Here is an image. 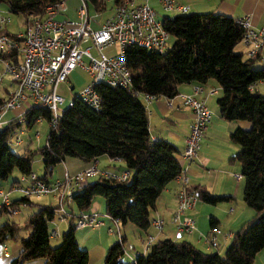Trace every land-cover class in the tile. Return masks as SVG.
Wrapping results in <instances>:
<instances>
[{
  "label": "trees",
  "instance_id": "16d2710c",
  "mask_svg": "<svg viewBox=\"0 0 264 264\" xmlns=\"http://www.w3.org/2000/svg\"><path fill=\"white\" fill-rule=\"evenodd\" d=\"M60 1L0 0L6 3L10 13L25 18L24 28L31 21L42 19L46 9ZM88 2L97 13L107 9L105 0H86ZM162 24L173 40L171 46L164 53L127 46L125 58L132 73L131 86L97 85L96 91L101 97L99 109L88 106L75 95L56 125L51 124L52 116L47 108L36 106L8 122L0 133V181L7 180L15 169L22 176L35 174L36 154L40 155L44 170L43 175L37 176L47 183L54 168L67 158L84 163H94L101 156L120 159L130 175L128 179L120 181L115 177L98 176L94 182L89 180L74 191L72 204L79 212H85L94 199L101 196L105 214L118 220L121 228L133 224L147 231L158 198L183 169L178 159L179 149L173 143L153 140L143 99H173L182 84L214 80L221 91L216 101L221 118L251 125L247 130L237 128L229 139L240 147L230 162L241 165L243 201L255 212L254 217L232 235L223 254L205 252L187 241L163 239L153 243L145 254L139 253L134 260L126 261L127 239L121 234L106 251L103 264H254L264 249V95L256 90L257 84L264 82V66H257L255 58H244L245 52L235 51L245 30L234 18L214 12H188L164 16ZM0 33L11 35L6 28ZM3 58L18 60L16 55H3ZM252 85L254 90H251ZM42 120L50 124L46 144L36 151L27 148L22 155L14 152L9 140L15 131L23 124L31 129ZM189 190L209 205L227 200V197L210 193L204 185L192 186ZM21 206L37 208L25 226L8 219L0 225V245L9 239L20 243V250L10 264L42 258L46 264H89L88 251L81 248L76 239L75 215L67 218L68 230L62 234L60 244L53 247L50 224L56 219L60 206L35 205L32 198L21 196L9 207L15 211ZM10 209L4 206L2 216L11 215ZM210 223L211 228H217V219L211 218ZM22 228L30 230L28 236L20 235Z\"/></svg>",
  "mask_w": 264,
  "mask_h": 264
},
{
  "label": "built area",
  "instance_id": "2783aa9c",
  "mask_svg": "<svg viewBox=\"0 0 264 264\" xmlns=\"http://www.w3.org/2000/svg\"><path fill=\"white\" fill-rule=\"evenodd\" d=\"M150 1L119 0L118 3L115 2L112 16L98 28H94L86 0H80L77 22L59 19L62 12L67 10L68 2L61 0L58 4L48 7L42 19L31 21L15 36L0 33V62L3 65L0 84L3 83L5 76H10L14 86L11 91L9 89L6 91L5 97L0 96V133L8 123L4 121V115L10 110L21 109L24 105L26 106L19 117L23 116L26 109L31 106L47 108L52 116L51 124L56 125L61 116L59 106L65 103L57 94V89L61 84L67 83L69 76L78 67L84 70L90 80L81 90L79 97L92 108L99 109L101 106V97L96 91L97 85L130 87L132 73L125 58L126 47L133 45L150 52L164 53L169 46L170 35L163 27L162 21L157 18ZM157 1L164 11H176L179 14L189 12V7L177 4L176 0ZM4 20L1 21L0 31L3 29ZM240 22L245 30L241 44L246 48V56L257 59L258 63L264 66V26L254 28L248 18ZM3 55H16L18 60H6ZM254 89L255 86L252 85L251 90ZM211 93H217V89H212ZM144 99L150 102L155 97H144ZM182 104L193 113V122L182 153V158L192 163L198 157L200 141L211 119V112L203 100L193 96H182ZM36 137L38 138L39 135L36 134ZM11 139L12 136L9 144ZM16 145H20V141H17ZM98 176L115 177L124 181L130 175L124 172L115 176L101 171L96 163H92L76 175L66 174L63 180L53 183L40 180L34 173L23 176L19 183L14 184L12 190L27 198L53 194L59 196L61 204L66 202L70 205L74 191ZM232 176L236 180L242 179L241 174H232ZM177 179H180L183 186L178 192L177 207L172 215V221L177 225L179 233H188L196 229V224L185 213L194 209L198 197L187 187L188 180L183 175V171ZM0 198L2 199L1 218L2 208L5 206L10 209L11 202L8 194L1 190ZM10 211L16 213L11 209ZM72 216L74 215L66 213L63 209L62 218L67 219ZM74 219L77 229H95L103 225L99 214L95 212L80 211ZM112 221L116 228H110L108 232L110 234L116 232L120 238V222L114 219ZM164 224V220L159 218L152 223V226L157 231H162ZM218 236H223L225 239L232 238L231 233H223L219 228H213L205 237V241L210 244L216 243ZM50 237L56 238L59 234L53 230L50 231ZM153 240L150 236L146 241V252L153 244Z\"/></svg>",
  "mask_w": 264,
  "mask_h": 264
},
{
  "label": "crops",
  "instance_id": "0c3cea01",
  "mask_svg": "<svg viewBox=\"0 0 264 264\" xmlns=\"http://www.w3.org/2000/svg\"><path fill=\"white\" fill-rule=\"evenodd\" d=\"M135 1L138 2V0ZM176 3L189 7V13L214 12L238 21L248 18L254 28L264 26V0H176ZM150 4L156 12L157 18L162 21L164 16L158 17L159 11L161 10L162 13L167 11L163 10L157 0H151ZM171 12H175V16L179 14L176 11ZM2 19L4 18H0V27ZM91 24L94 28H98L102 23H95L93 20ZM3 26L6 28L5 25ZM212 89H217V93L212 94ZM2 90L3 95L0 96L4 97V93L6 94V91H8V87L3 86ZM256 90L264 95V82L258 83ZM219 93L220 89L216 82L210 80L207 83L193 82L180 85L178 87V94L173 99L158 97L150 102L143 99L148 113L151 136L157 140H167L179 149L178 159L183 169V175L189 180L190 187L204 185L212 194L227 197V200H222L217 205H209L198 199L194 209L185 213L186 216L191 217L195 221L196 229L188 233H179L177 225L172 221V215L177 206V194L183 184L180 179L172 181L162 192L156 202L155 208L150 214L152 223L159 218L165 221L162 231H157L152 224L147 231L133 229V232L138 235V241L128 242L129 249L126 252V261L134 260L137 253H146L145 244L150 236L154 239L153 243L163 239L187 241L205 252L224 253L231 239L218 236L216 243L210 244L205 241V237L213 230L210 219L215 218L218 220L216 227L223 233L234 235L242 229L246 222L254 217L255 212L243 201V180H236L232 176V174H241V165L230 162V158L240 150V147L229 139L230 134L237 128L247 130L251 125L245 121L229 122L221 118L216 102L217 98L213 97L215 95L219 97ZM182 96H193L199 100H203L209 107L212 115L211 121L205 131V137L202 141L198 158L192 163H188L182 158L186 145L185 141L189 135L190 125L193 121L192 112L182 104ZM23 108L25 107L22 106L21 109L8 111L4 116V121L10 122L13 118H18ZM9 115H12V117L7 118ZM27 148L31 150L30 146H26L24 151ZM95 162L98 169H102L101 171L112 175L119 176L126 171L125 164L120 159L110 160L108 157H99ZM91 164L84 163L78 159L67 158L57 165L59 170L58 177L55 179L48 178V181L49 183H53L57 180H63L66 174L74 176L88 168ZM35 174L37 173L35 172ZM37 175L40 176L39 174ZM22 177L20 173H17L11 184L6 186V189L0 185V190L8 194L10 202L19 198L16 196L17 193L15 194L12 190V187L15 184L14 182L20 181ZM12 194H15V196L12 197ZM57 197L59 198V196H53L55 199H58ZM1 200L0 198V203ZM101 203L102 201L96 200L94 205L92 204L91 210L86 211L95 212L99 216L101 215L100 213H104L105 217L100 218L103 221L100 230L94 233L88 232L85 238H76L80 247L89 251V264H103L106 251L113 242V238L110 237L112 234L108 230L110 228L115 229L116 225L105 214V209L101 210L103 209ZM68 206V210L63 208L66 213H71L72 215L79 213L72 203ZM5 215L8 216L9 214H4L0 218V221ZM12 215L17 216L20 213L16 211L15 214L11 213L10 216ZM102 227L107 229L109 235H105L104 229H101ZM128 227L129 225H126L123 230ZM123 230L120 227L121 234L125 235L127 241H129L126 234L127 231L123 233ZM93 236L97 240L94 243H90ZM19 249L20 245L14 244L12 247L13 254L19 251ZM3 250L7 252V247H4ZM257 258H260L258 259L260 260V264H264V249L257 255ZM25 264H46V262L42 259H35Z\"/></svg>",
  "mask_w": 264,
  "mask_h": 264
},
{
  "label": "rangeland",
  "instance_id": "374dc122",
  "mask_svg": "<svg viewBox=\"0 0 264 264\" xmlns=\"http://www.w3.org/2000/svg\"><path fill=\"white\" fill-rule=\"evenodd\" d=\"M105 1H107V9H106V11H104L102 13H97L96 10H95L94 5L92 3H90V2H88L89 17L91 19H93L95 21V23H103L104 21L109 19L112 16V14H113V8L115 6V1L116 0H105ZM138 2H139V0H138ZM80 5H81L80 0H68V2H67V10L62 12L63 15L60 16L59 19H62V20H67L68 19L71 22H77L78 21L77 8ZM158 9H160V8H158ZM159 12H160V14L158 15V17L167 16V15H169V17H174L175 16V12H168L167 13V12L163 11L164 13H162L161 10ZM1 17H3L5 19L4 20L5 21L4 25L6 26L7 32L9 34L16 35L19 32H22L24 30L25 18L22 15H15V14L10 13L8 11V8H7V5H6L5 2H0V18ZM172 42H173V40L170 39L168 45L171 46ZM245 50H246V48L241 43L239 45H237V47L235 48L236 52H243L244 53ZM93 53L95 54V51H93ZM246 57L247 56L244 53V58H246ZM257 66H262V64L258 63ZM2 68H3L2 62H0V78H1V74H2ZM4 80H5L4 81V85L0 84V95H3V90H2L3 86L8 87V89L10 91L14 88V86H12V82H11L10 76H5ZM89 82H90V80H89L87 74L80 67L76 68L72 72V74L68 78V82L66 84H61L58 87V89H57V94L61 98H63L64 101H65V103L63 105L59 106L60 113H62L71 104V102H72V100H73L75 95H78V96L80 95L81 90H83L89 84ZM70 87H74V89L70 90ZM219 94L221 95V91H220ZM6 95L7 94L4 93V97ZM217 96L218 95H215L213 97L214 98H218ZM24 106H26V105H24ZM208 109H209V107H208ZM9 117H12V115H9L7 118H9ZM211 117H212V115H211ZM210 121H211V119H210ZM210 121H209V123H210ZM208 124H207V126H208ZM49 129H50V124L47 121H44V120L39 121L38 123H36L31 129H28L26 127V125L23 124L22 127L17 129L15 131V133L12 135V139H11L12 141L10 143V146L13 149V151L16 152L18 155H22L23 154L24 149L26 148V146H30L32 151H36L38 148L43 147L46 144L48 133H49ZM189 131H190V129H189ZM36 134L39 135V138L36 137ZM204 135H205V133H204ZM204 137L200 141V148H201V144H202V141H203ZM17 141H20V145H16ZM200 148H199L198 154L200 152ZM101 157L107 158V156H101ZM33 170L37 174H39L40 176L44 174L42 159H41L40 155H38V154L34 155ZM100 170H102V169H100ZM58 171H59L58 167L56 166L54 168L52 177H48V178L49 179L57 178L58 174H59ZM17 173H19V172H18V170L15 169L7 180L0 181V185L6 189V186L8 184H11L12 180L15 178ZM96 179L97 178H93V179H91V181L94 182ZM187 180H188V178H187ZM187 187L188 188L190 187L189 180H188V186ZM16 193L17 192H15V194ZM15 194H12V197L15 196ZM16 196L19 197V198L21 197V195L19 193H17ZM53 196H55V195L50 194V195H45V196H41V197H34L32 199V202L35 205L61 206V209L57 213L56 219L50 224V230L51 231L55 230L59 234V237L51 239V245L53 247H55V246H58L60 244V242L62 240V234L68 230V220L66 218H62V216H63V209L62 208H64L65 210H68L69 206H68V204L66 202L61 204L59 198L57 197L58 199H55V198H53ZM177 196H178V194H177ZM96 200L102 201L101 207L103 209H101V210H104L105 209L104 199L101 196H97L94 199V201H93V205H94ZM36 210H37L36 206H21V207L16 209V211L19 212L20 215H17V216L16 215H12V216H10V215L6 216L5 215L3 217V219L0 221V225L3 224L8 219V220H11V221H15L18 225L23 227V226H25V223H26L28 217L31 214H33ZM100 214H101L100 218H104L105 217L104 213H100ZM7 217H9V218H7ZM128 225H129V227L127 229L125 228L123 230V228H122L123 233L125 231H127L126 234H127L128 240H129V241H127V243L125 245V251L126 252H128V249H129L128 242H130V241H138V235L133 232V229H136L137 231L141 230V229L137 228L136 226H134L133 224H128ZM114 228H116V226ZM101 229H104L105 235H109L107 233V229H105V227L104 228L102 227ZM99 230H100V227L99 228H95V229H90V228L77 229L76 230V238L77 239L78 238L79 239L80 238H85V236H87L88 232H91V233L93 232L94 233V232H97ZM29 233H30L29 229L22 228L20 230V235L22 237L28 236ZM110 237L113 238V242L111 243V245L114 242H116L118 240V238H119L118 234L116 232L114 234H112V236H110ZM96 240H97V238L93 236V238L91 239L90 243L91 242L94 243V242H96ZM16 243L20 245L19 241H15L13 239H9V240H7L4 243V245H0V264H10L11 263V259L10 258L12 256H15L19 252V251H16V253H14V254L12 252L13 251L12 247ZM4 247H7V252L5 250H3ZM221 254H223V253H221ZM5 256H6V258L4 259ZM258 259H260V258H256L255 259L254 264H260V260H258ZM42 260H44L46 262L45 259L42 258Z\"/></svg>",
  "mask_w": 264,
  "mask_h": 264
},
{
  "label": "bare ground",
  "instance_id": "6f19581e",
  "mask_svg": "<svg viewBox=\"0 0 264 264\" xmlns=\"http://www.w3.org/2000/svg\"><path fill=\"white\" fill-rule=\"evenodd\" d=\"M2 28H4V26L2 27ZM68 82V81H67ZM72 89V87H70V90ZM94 163H96V162H94ZM126 172V171H125ZM124 173V172H123ZM116 176V175H115ZM96 178V177H95ZM93 179V178H92ZM91 180V179H90Z\"/></svg>",
  "mask_w": 264,
  "mask_h": 264
}]
</instances>
